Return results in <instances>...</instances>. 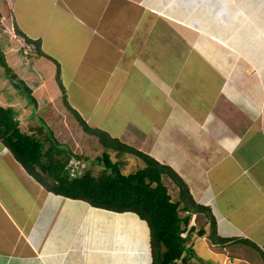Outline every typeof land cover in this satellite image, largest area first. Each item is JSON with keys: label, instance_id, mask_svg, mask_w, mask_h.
<instances>
[{"label": "crops", "instance_id": "1", "mask_svg": "<svg viewBox=\"0 0 264 264\" xmlns=\"http://www.w3.org/2000/svg\"><path fill=\"white\" fill-rule=\"evenodd\" d=\"M2 1L0 4L3 13L0 11V14L3 16L0 19L11 18L13 29L15 27L18 31L20 27L23 35L40 39L41 48L51 55H54L53 52L45 46L48 35H58L62 28L63 34L70 40L68 54L64 60L57 58L59 68L55 67L63 80L65 91L62 90L57 95V92L48 90L45 100L59 115L63 111L70 113L64 99L66 91L69 98L71 96L68 85L75 88L90 87L94 89L92 91H100L111 99L114 98V87L101 85H106L108 79L113 77V69L120 66L121 74L129 75L130 70L127 68L134 63L135 69L141 66L145 69L146 66L145 70L149 75L147 80L150 82L148 85L152 87L153 93L147 100L153 105L155 100L161 99L151 109L150 127L143 131L150 135L146 139L150 142L152 156L171 166L185 180L197 203L211 208L216 219L217 235L233 239L222 244L216 243L209 237L211 228L208 229L209 233L206 231L203 235L199 234L198 230L203 226L198 228L192 218L190 225L195 228L191 234L197 232L192 236L189 234L187 250L184 252L188 259L184 263L264 264V45L253 39L252 36L256 37L257 33H250L252 27L249 23L248 31L243 24L240 25V31L235 30L237 28L233 30L235 36L240 34L241 37L239 42L232 45L225 38L211 34L207 28L208 23L195 25V19L192 16L190 19V10L201 0ZM229 3L228 6H234ZM237 3L244 4L243 0H238ZM225 5L223 0H209V7L212 8ZM249 6L257 8L258 4L253 2ZM118 29L122 38L126 39L121 45H115L113 40ZM9 32L11 33L10 29ZM194 32L208 34V37L203 36L197 42ZM210 35L217 39L211 40ZM191 39L195 42L190 43ZM130 41L134 43V49L129 44ZM142 43L143 46L147 43V54L139 57ZM166 43L173 50L176 49L182 64L160 62ZM23 45L22 43L20 49ZM187 51L194 53L203 64H185L189 60ZM7 55L8 61L9 57L16 58L11 57V54ZM226 55L231 58L230 62H226ZM256 58L259 64L254 62ZM38 59L43 61L39 63ZM237 59L241 60L240 64H237ZM27 60L32 64V70L19 67L18 62H14V66L23 69L24 73L30 71L27 73L29 78L33 72L41 71L43 75V68H50V64L46 63L48 61H44L49 59L44 55L37 58L28 56ZM50 62L53 61L50 59ZM195 67L199 68L195 70ZM259 69H262L261 72ZM83 71L86 77L79 78ZM194 72L201 73L202 78L199 82L196 81L200 87L197 90L194 83L186 80L188 74L192 75ZM140 74L145 76L142 71ZM53 77L54 71L51 78ZM64 77L71 83L66 85ZM235 77L239 79L232 82ZM99 78L103 81L99 85L101 88L97 89L94 86H97ZM7 80L0 76V86L5 85ZM128 81L135 82L137 77L129 75ZM38 83L34 88L40 85L41 89L43 86L45 88L42 81ZM59 85L54 84V89ZM142 93L144 96L147 94ZM0 105L14 109L20 127L21 119H34L33 113L37 109V104L34 108L30 101H23L12 94L7 97L2 92ZM28 126L30 132L36 133L35 124L29 123ZM140 130H143L142 125ZM9 152L11 151L0 140V164L3 161L8 165L15 163L10 168L18 173L25 172L12 152L14 157H9ZM25 176L31 181L29 184L26 182V185L35 191L34 200L28 202L29 211L13 203L15 195L12 197V194L15 191L10 185L14 183V178L9 181L6 177L1 181L3 176H0V221L5 222L7 219L13 225V229L1 226L0 232L5 235H0V238H4L5 242L0 240V264H152L150 228L146 220L136 213L109 210V216L95 215L97 220H101L100 223L92 225L88 222L71 229L67 223L79 216L83 209L79 205L87 204V211L94 207L84 201L66 198L47 190L29 173ZM165 183L168 185L166 181ZM168 188L171 192L170 186ZM76 201L80 202L73 207ZM246 205L247 208H244ZM70 207L73 208L68 210ZM254 207H259L256 212L248 211L254 210ZM102 210L106 209L96 211ZM62 212H66L67 222L60 224V229L64 227L60 232L57 229V219L59 215L62 216ZM196 215L198 214L193 217ZM111 220H118L120 223L106 225ZM206 220L209 221V218ZM208 221L206 225H210ZM73 230V235L67 234ZM197 237L199 243L203 241L207 244L201 251L204 254H195L190 247L189 241ZM242 241L252 242L253 251L250 248L240 249ZM243 247L247 248L246 245Z\"/></svg>", "mask_w": 264, "mask_h": 264}, {"label": "rangeland", "instance_id": "2", "mask_svg": "<svg viewBox=\"0 0 264 264\" xmlns=\"http://www.w3.org/2000/svg\"><path fill=\"white\" fill-rule=\"evenodd\" d=\"M237 1L238 0H223V2L226 4L225 6L223 7L218 6L216 8H212V7H209V0H201L195 3L194 7L191 9L192 11L190 10L189 17L191 19V16H192L195 19V25L201 26L202 23L203 24L208 23L210 28L207 26V24L204 26H207V28L211 31L210 32L211 34H214V35L217 34L218 36L225 38L224 40L230 42L232 45L234 43H237L238 39H240L241 37L239 36L240 34L238 36H235L233 34L234 33L233 30L237 28L235 30L240 31V25L243 24L244 26H246L245 30L248 31L247 23H249V26L252 27L250 33L251 32L253 34L257 33L256 37L252 36L253 39L258 41L259 44L261 43V45H264V7L262 5L264 4L263 3L264 0L263 1L251 0L248 2L243 0L244 4L237 3ZM2 2L3 1L1 0L0 3ZM228 2H230L229 5H234V6L236 5V6L235 7L228 6ZM253 2L258 4L257 8L254 6H249V4H252ZM1 9L2 7L0 4V11L1 13H3V10ZM172 11L177 12L176 10H172ZM1 16L3 15L0 14V18ZM226 21H228L229 23H225ZM212 22L214 23L213 25H212ZM19 28L18 30L21 29ZM140 28L142 30L144 29L142 27ZM9 29L11 33L9 32ZM14 29L12 26L11 18H8V20L0 19V48L4 53L6 63L12 68L11 74L13 75L15 74L18 77L24 78L23 79L24 82L21 80L22 82H18V85L16 86L13 85V79L8 78L6 71L4 69V66H0V76H2L4 80H6V78L8 79L5 85L0 86V92H2V95H6L7 97H9L10 94H12L14 97L19 96V98L20 99L22 98L23 101H30L31 106L33 105L34 108H35V105L37 104V109L36 110L34 109L36 113L35 112L33 113L34 119L32 118H27L28 120H26V118L25 119L22 118L23 120L21 119L22 129L24 131L25 130L29 131L30 126H28V124L29 123H31V125L35 124L36 126L35 129H37V131H35L36 134L40 136L44 141H45V136L46 135L48 136L49 134L51 142H53L52 136H54L59 141L60 147L64 149H71L74 153L83 155V157L80 159L72 158L71 161L73 164L80 165L81 168L83 167V169L87 168L88 166H91L95 172L99 171L101 166L95 162L98 160L99 156L103 155V152L105 149V146L104 144L100 142L99 137L89 134L84 129V125L78 120L77 116L72 111H70V113L63 111L62 114L59 115L58 111L56 112L55 109L51 106V104H48L45 101L47 100L48 90H51L53 93L57 92V95H59L60 92L63 90L62 88L64 86L62 84L63 80L61 79L59 73H57V71L55 70V67H58L57 65H58L59 60L57 58H62L64 60L66 54H68L67 51H69V47L71 44L70 40L65 37V34H63L62 28L60 29L58 28L60 30V33L58 35H55V36L48 35L45 41V46H46V49L53 52L54 55H51V53H49L45 49H44L45 51L44 50L43 51L45 52L44 57H46V59H49V60H44V61H48L46 63L50 64V68L47 69L46 67L43 66L44 67L42 70L43 75L41 71L33 72L31 77L29 78L27 76V73L30 71L24 73L23 69H19L18 67L14 66V62H18L19 67L23 66L25 69L32 70V64H30V62L27 60V57H28L27 50L22 51L20 49L21 48L20 46L22 45V43L24 44L25 37L24 36L20 37L16 29L15 31L17 34L15 35ZM71 33L77 34L76 32H71ZM120 33L121 32L118 29L114 34L113 40L115 41V45H121L122 43H124V40L126 41V39L122 38V35ZM197 34L198 33L194 34V38L197 42H200L201 37L208 35V34H205V35H200V34L197 35ZM210 37H211V40L212 38H215L211 35ZM193 40L194 39H191L189 42L190 43L195 42ZM248 40L249 39H247V41ZM129 44H131L132 49L135 48L134 43L130 41ZM243 44H245V41ZM227 46L229 47V45ZM147 47H148L147 43H145L144 46L142 43V47L139 48V53H138L139 57H142L144 53L147 54V51H146ZM223 50L225 51V46L223 47ZM153 51H151L150 54H152ZM210 52L211 54L214 55V52L211 49H210ZM47 53H48V56H47ZM7 54H11V57H16V58L9 57V61H8ZM244 54L247 55V53H244ZM186 56L187 58H189L187 62L186 61L184 62L187 65L198 64L199 66L200 64H203V62L199 60V58L194 53H191L190 51H187ZM250 57L252 59V56ZM150 58H152V55H150ZM224 58L227 59L226 62L231 61L230 60L231 58L227 55ZM50 59L53 62H50ZM37 61H39L40 63L43 60L38 59ZM170 61L175 62L174 64H176V62H180L182 64V60L179 59V55L177 56L176 49L173 50L168 45V43H166L164 53L160 55V62L162 64H165V63L169 64ZM237 61H238L237 64L241 63L240 59H237ZM254 62L258 64L260 63L257 58L254 59ZM133 65H135V63ZM133 65L132 67H129L127 69L128 71L130 70L129 71L130 76L135 75V77H137V81L135 82L128 81L129 75L127 73H125V75L121 74L122 70L120 69V66H118V68L113 69L114 70L113 77L110 75L112 79L111 78L108 79L109 82L106 83V85H101V86H108V88L114 87V91H115L114 98H111V99L108 98L109 96H105L102 93H100V91H96L97 89L101 88L99 87V85L103 81L102 78L98 79L97 86H94L97 89H95L96 92H94L92 91L94 89H91L90 87H87V88H84L83 86H79L80 88L70 87V85L68 84H70L71 82L69 83V79L67 77H64L65 83L66 85L69 86L70 88L69 91H71L70 98L66 91L67 101L82 113V117L83 116L85 117V118L83 117V119L86 121L88 125L92 127H99L101 129H104L108 131V133L112 135L113 137H117L121 142H124L128 145H132L136 149H139L148 154H151V146L149 145L150 142L147 141L146 139V138L149 139L150 135H147V133L145 134V132L143 131H145L148 127H150L149 125L151 121L149 119V115L151 114L150 113L151 109L154 107L155 104L159 103L161 99L158 98L159 100H155L153 105L149 104L147 98L152 97L153 93L151 90L152 87L148 85L150 84V82L147 80L149 79V75H148V72L145 70L146 66L144 67L145 69H143L142 66L137 67L135 69L133 68ZM198 68L199 67H195V70H197ZM261 70L262 69H259L258 71L261 72ZM53 71H54L55 77L51 78ZM63 71H64V66H62V73ZM141 71L145 74V76L140 74ZM220 71L222 72V70ZM211 73L213 74V71H211ZM200 75L201 73L198 74V72H194L192 73V75L189 73L188 76L186 77V80L187 81L190 80L192 83H194L197 86L196 81L199 82V80H202ZM66 76H68V73H66ZM80 77H86L84 75V71L83 73H80L79 78ZM103 77H105V75ZM236 79H239V78L235 77L231 81L235 82ZM257 80H254V81L258 82ZM38 81L39 82L42 81L43 84L45 85V88L43 86L41 89V85L39 87L34 88L35 85L38 83ZM161 81L162 80H160V82ZM58 83L60 85L55 90L53 85L54 84L57 85ZM197 89H200V87L197 86L196 90ZM30 91H31V94L29 93ZM142 92L147 93L146 96H144ZM106 93H108V91H106ZM110 96H113V94ZM141 125L143 127V130H140ZM51 142L46 141V145L49 146ZM108 151L111 154V157L114 161H119L121 163V167L125 173H128L130 171H135L139 166L143 165V161L134 154H131L126 151L120 152L117 149H108ZM9 155H10L9 156L10 158L14 157L11 152H9ZM86 157H89L90 160H86ZM12 164H15V163H9L8 165L6 161L1 162L0 176H3L1 178V181H4L6 177L9 178V181H10V178H14V183L10 185V187L14 188L13 190L15 191L12 194V197H14L15 195V200H13L14 201L13 203H17L19 206H22L24 207L25 210L29 211L30 208L28 206V202L30 203V201L34 200L35 191L31 188V186L26 185V182L28 184L31 183V181L28 180L27 176H25L26 173H28V171L21 164L25 172L21 171V173H18L17 171L10 168ZM35 180L38 183L42 184L43 187H45L44 186L45 182L41 183L36 178ZM164 181L167 182L168 184L167 186H170L171 192L174 195V198L177 199L178 188L175 186L171 177L165 175ZM36 187L38 186L36 185ZM77 202H80V201H76L73 207H75V204ZM79 206L83 208L80 213L77 212V214L79 213V216L78 217L75 216L74 219L68 221V223L70 224L67 223V225L71 229H76L79 225L81 224L85 225V224H88V222L89 224H92V225L98 224L97 222L100 223L101 220L100 219L97 220L95 215L97 216L98 214H106L108 216L110 215L109 210L96 211V210H99L100 208L97 209L94 207L92 209H89L90 211H87L88 209L87 204H83ZM247 206L248 205H246L244 208H247ZM9 207L11 208V205ZM73 207H70L67 209L69 210V209H72ZM254 208H255L254 210L249 209L248 211L256 212L255 210L259 207H254ZM86 211L87 213H85ZM103 211H106V212H103ZM65 213L66 212H62V216L59 215L57 219V221H59L57 229L60 232H62L64 229V227L62 229L59 228L60 224H66L67 222ZM181 214L184 215L185 213L181 212ZM192 218L194 219L195 225L198 228L203 226L206 231H208L209 228H211L210 232L212 231V227H211L212 221L210 219L209 221L206 220L207 219L206 215L198 214ZM207 221L209 222L210 225H206ZM110 223L118 224L120 223V221L111 220V222L106 223V225ZM1 226L4 229L6 228L13 229V225L7 219L5 220V222L0 221V229H2ZM57 229H55L56 234H57V231H56ZM74 232L75 230H73L72 232H68L67 234L73 235ZM196 232L197 231H194V233ZM194 233H192L191 236L194 235ZM0 235L3 237L5 233L1 231ZM53 235H54V232H53ZM189 238L190 237H188V239ZM0 240L2 242H5L4 238H0ZM198 240H199L198 237L192 238V241H189L190 247L195 251V254H204L201 251L205 249L204 245L207 246V244L203 241L199 243ZM239 245H240V249L250 248L253 251L252 245L254 244L252 242L242 241V243H240ZM244 245H246L247 248L243 247Z\"/></svg>", "mask_w": 264, "mask_h": 264}, {"label": "trees", "instance_id": "3", "mask_svg": "<svg viewBox=\"0 0 264 264\" xmlns=\"http://www.w3.org/2000/svg\"><path fill=\"white\" fill-rule=\"evenodd\" d=\"M17 32L25 37L21 50H27V56L37 58L45 55L40 39L29 38L20 30ZM0 63L4 66L7 76L13 79V85L23 81L17 75L11 74L12 68L6 63L1 48ZM62 88L64 90V87ZM29 93L31 94V91ZM64 99L66 106L77 116L84 129L89 134L98 136L105 146L103 155L95 162L101 166L97 172L88 166L81 175L71 176V159H80L83 155L60 147L54 136L53 142L49 134L45 136L44 141L36 133L22 130L14 109L0 105V140L29 174L41 183L45 182L44 186L49 191L83 199L99 208L116 212H135L147 221L150 228L152 264H177V260H181L182 264L187 262L188 258H185L184 252L187 250L189 234L195 228L190 225L194 214L206 215L212 221L210 239L220 244L233 240L217 235L216 219L211 208L194 200L185 180L171 166L161 163L151 154L121 142L104 129L88 125L81 114L66 102V95ZM46 141L51 142L49 146ZM108 149L134 154L143 161V165L135 171L125 173L121 163L112 159ZM86 160H90L89 157H86ZM165 175L170 176L177 186V199L166 185ZM181 212L185 214L182 215ZM198 232L203 235L206 230L201 227Z\"/></svg>", "mask_w": 264, "mask_h": 264}, {"label": "clouds", "instance_id": "4", "mask_svg": "<svg viewBox=\"0 0 264 264\" xmlns=\"http://www.w3.org/2000/svg\"><path fill=\"white\" fill-rule=\"evenodd\" d=\"M71 160H72V159H71ZM69 164H70L71 169H72V168H73V164H71V161H70ZM74 166L76 167V170H77V171H76V174H75V175H72V174H71V170H70V175L73 176V177H74V176H79V175H81L85 168L83 169V167L81 168V166H80V165H77V164H75ZM56 194H57V193H56ZM59 195H61V194H59ZM172 195H173V194H172ZM62 196H64V195H62ZM64 197H66V198H70V199H74V198L67 197V196H64ZM75 200H83V199H75ZM83 201H85V200H83ZM85 202H87V201H85ZM87 203H88V202H87ZM89 204H90V203H89ZM90 205H91V204H90ZM93 207H95V206H93ZM95 208L98 209L99 207H95ZM100 209H104V208H100ZM100 209H99V210H100ZM106 210H108V209H106ZM111 211H112V210H111ZM134 213H135V212H134Z\"/></svg>", "mask_w": 264, "mask_h": 264}, {"label": "built area", "instance_id": "5", "mask_svg": "<svg viewBox=\"0 0 264 264\" xmlns=\"http://www.w3.org/2000/svg\"><path fill=\"white\" fill-rule=\"evenodd\" d=\"M71 164H73L72 161H71ZM74 165L75 164H73V168L71 169V174L72 175H75L76 174V171H77L76 170V167H74ZM177 264H181V260H177Z\"/></svg>", "mask_w": 264, "mask_h": 264}, {"label": "bare ground", "instance_id": "6", "mask_svg": "<svg viewBox=\"0 0 264 264\" xmlns=\"http://www.w3.org/2000/svg\"><path fill=\"white\" fill-rule=\"evenodd\" d=\"M196 32V31H195ZM202 84V83H201ZM116 212V211H115ZM182 264V263H181Z\"/></svg>", "mask_w": 264, "mask_h": 264}]
</instances>
